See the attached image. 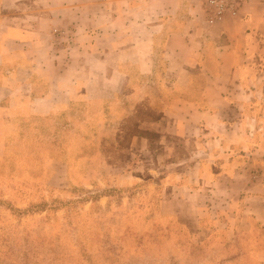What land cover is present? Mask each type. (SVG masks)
Masks as SVG:
<instances>
[{
  "label": "crops",
  "instance_id": "0c3cea01",
  "mask_svg": "<svg viewBox=\"0 0 264 264\" xmlns=\"http://www.w3.org/2000/svg\"><path fill=\"white\" fill-rule=\"evenodd\" d=\"M203 2L0 0V105L45 121L133 97L138 140L200 156L198 187L245 190L264 222V0L211 25Z\"/></svg>",
  "mask_w": 264,
  "mask_h": 264
},
{
  "label": "rangeland",
  "instance_id": "374dc122",
  "mask_svg": "<svg viewBox=\"0 0 264 264\" xmlns=\"http://www.w3.org/2000/svg\"><path fill=\"white\" fill-rule=\"evenodd\" d=\"M124 101L45 121L0 105V264H262L246 191L200 189L201 157L138 140L148 111Z\"/></svg>",
  "mask_w": 264,
  "mask_h": 264
},
{
  "label": "built area",
  "instance_id": "2783aa9c",
  "mask_svg": "<svg viewBox=\"0 0 264 264\" xmlns=\"http://www.w3.org/2000/svg\"><path fill=\"white\" fill-rule=\"evenodd\" d=\"M242 0H204L205 22L208 25L223 17H235Z\"/></svg>",
  "mask_w": 264,
  "mask_h": 264
}]
</instances>
